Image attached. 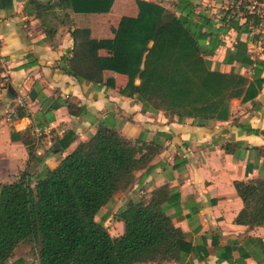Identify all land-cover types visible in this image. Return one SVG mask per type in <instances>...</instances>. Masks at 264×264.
Wrapping results in <instances>:
<instances>
[{
    "label": "trees",
    "instance_id": "1",
    "mask_svg": "<svg viewBox=\"0 0 264 264\" xmlns=\"http://www.w3.org/2000/svg\"><path fill=\"white\" fill-rule=\"evenodd\" d=\"M170 1L172 11L135 0L136 16L121 18L111 40L97 41L88 29H74L63 72L78 83L99 85L103 70H118L125 76L118 93L137 101L142 113L161 112L177 123L190 119L198 127L225 122L231 100L252 102L260 93L264 61L251 59L237 39L222 60L224 65L236 63L237 70L222 73L209 58L219 45L220 31L238 34L260 19L243 10L240 17L229 15L228 9L214 27L212 19L195 11L194 0ZM112 2L59 0V5L74 14H106ZM33 7L36 11L43 5ZM239 18L244 19L242 25ZM99 49L110 56L98 58ZM241 68L248 70V77L239 74ZM72 138L66 133L61 148ZM169 138L157 133L148 142L142 137L130 140L99 123L95 133L53 169L42 165L36 173L29 172L28 164L40 161L27 145L25 168L15 181L0 186V264H27L23 259L9 262L17 247H28L37 264H160L184 259L191 246L165 215L158 194L146 204L124 206L116 216L123 225L119 237L111 238L94 220L116 193L130 186L135 172L148 169ZM223 150L230 153L229 145ZM232 185L242 202L234 222L263 227L264 179Z\"/></svg>",
    "mask_w": 264,
    "mask_h": 264
},
{
    "label": "crops",
    "instance_id": "2",
    "mask_svg": "<svg viewBox=\"0 0 264 264\" xmlns=\"http://www.w3.org/2000/svg\"><path fill=\"white\" fill-rule=\"evenodd\" d=\"M134 1L113 0L106 14H74L59 0H0L1 51L10 68L7 89L0 95V186L15 181L25 168L27 145L40 161L28 164L29 172L36 173L42 165L53 169L78 143L86 142L99 123L130 140L142 137L148 142L163 133L170 138L148 169L135 172L130 186L116 193L94 220L111 238L119 237L123 225L116 216L124 206L146 204L158 194L165 215L191 246L184 259L160 264H264V226L234 222L242 202L232 185L264 179V83L252 102H229L227 121L198 127L190 119L177 123L161 112L142 113L137 101L118 93L125 84L118 70H103L99 85L78 83L63 72L72 31L85 28L92 39L111 40L121 18L136 16ZM141 1L172 11L170 0ZM194 1L195 11L219 27L217 18L232 8L234 0ZM34 3L43 5L42 10L35 11ZM243 22L238 19V25ZM236 39L245 44L251 59L264 61L263 27L249 24L238 34L226 29L218 33L219 45L209 58L222 73L237 70L236 63L222 64ZM109 56L97 50L98 58ZM239 74L249 76L243 68ZM11 106L15 116L7 122L4 113ZM68 132L73 138L63 149ZM224 145H229L230 153H225ZM28 252V247H17L9 262L37 264Z\"/></svg>",
    "mask_w": 264,
    "mask_h": 264
},
{
    "label": "built area",
    "instance_id": "3",
    "mask_svg": "<svg viewBox=\"0 0 264 264\" xmlns=\"http://www.w3.org/2000/svg\"><path fill=\"white\" fill-rule=\"evenodd\" d=\"M240 10H243L248 15H253L260 19V23L257 25L264 28V0H236L235 4L232 6L229 15L240 14ZM220 21V18H217ZM0 35V95L3 93L8 86L9 80V59L3 55L2 41ZM15 116L14 106H11L4 113L5 121L9 122L12 117Z\"/></svg>",
    "mask_w": 264,
    "mask_h": 264
},
{
    "label": "water",
    "instance_id": "4",
    "mask_svg": "<svg viewBox=\"0 0 264 264\" xmlns=\"http://www.w3.org/2000/svg\"><path fill=\"white\" fill-rule=\"evenodd\" d=\"M258 100H259L261 103H263V96L260 95V96L258 97ZM55 146H56V145H55Z\"/></svg>",
    "mask_w": 264,
    "mask_h": 264
},
{
    "label": "rangeland",
    "instance_id": "5",
    "mask_svg": "<svg viewBox=\"0 0 264 264\" xmlns=\"http://www.w3.org/2000/svg\"><path fill=\"white\" fill-rule=\"evenodd\" d=\"M117 28V27H116Z\"/></svg>",
    "mask_w": 264,
    "mask_h": 264
}]
</instances>
